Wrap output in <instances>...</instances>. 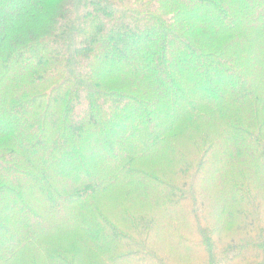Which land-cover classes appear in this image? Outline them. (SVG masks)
Returning a JSON list of instances; mask_svg holds the SVG:
<instances>
[{
    "label": "trees",
    "instance_id": "obj_1",
    "mask_svg": "<svg viewBox=\"0 0 264 264\" xmlns=\"http://www.w3.org/2000/svg\"><path fill=\"white\" fill-rule=\"evenodd\" d=\"M0 264H264V0H0Z\"/></svg>",
    "mask_w": 264,
    "mask_h": 264
}]
</instances>
